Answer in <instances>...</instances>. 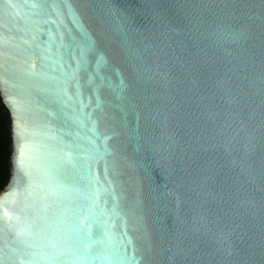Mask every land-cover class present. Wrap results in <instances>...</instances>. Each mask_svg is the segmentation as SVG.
I'll use <instances>...</instances> for the list:
<instances>
[{
  "label": "water",
  "instance_id": "95a60500",
  "mask_svg": "<svg viewBox=\"0 0 264 264\" xmlns=\"http://www.w3.org/2000/svg\"><path fill=\"white\" fill-rule=\"evenodd\" d=\"M0 100V264H264V0H0Z\"/></svg>",
  "mask_w": 264,
  "mask_h": 264
},
{
  "label": "trees",
  "instance_id": "16d2710c",
  "mask_svg": "<svg viewBox=\"0 0 264 264\" xmlns=\"http://www.w3.org/2000/svg\"><path fill=\"white\" fill-rule=\"evenodd\" d=\"M9 127V116L0 100V192L6 186L9 179Z\"/></svg>",
  "mask_w": 264,
  "mask_h": 264
},
{
  "label": "snow or ice",
  "instance_id": "6c2138e0",
  "mask_svg": "<svg viewBox=\"0 0 264 264\" xmlns=\"http://www.w3.org/2000/svg\"><path fill=\"white\" fill-rule=\"evenodd\" d=\"M21 155H22V153H21ZM5 194H7V193H5Z\"/></svg>",
  "mask_w": 264,
  "mask_h": 264
}]
</instances>
